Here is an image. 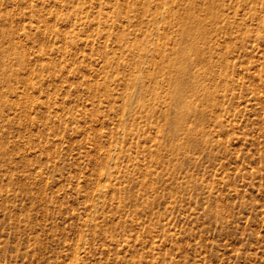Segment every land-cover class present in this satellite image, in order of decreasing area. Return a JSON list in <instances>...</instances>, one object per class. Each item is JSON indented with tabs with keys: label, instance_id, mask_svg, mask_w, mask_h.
Segmentation results:
<instances>
[{
	"label": "rangeland",
	"instance_id": "374dc122",
	"mask_svg": "<svg viewBox=\"0 0 264 264\" xmlns=\"http://www.w3.org/2000/svg\"><path fill=\"white\" fill-rule=\"evenodd\" d=\"M147 1L0 0V264H264V0H220L217 121L158 143L133 133Z\"/></svg>",
	"mask_w": 264,
	"mask_h": 264
},
{
	"label": "bare ground",
	"instance_id": "6f19581e",
	"mask_svg": "<svg viewBox=\"0 0 264 264\" xmlns=\"http://www.w3.org/2000/svg\"><path fill=\"white\" fill-rule=\"evenodd\" d=\"M155 1L156 0H148L147 2L149 5V3L152 4ZM166 2H168V9L163 21L164 34L162 33L161 36V38H163H160L161 41L156 44L153 50L155 57L152 62H150V69L146 70L145 73V78L148 80V84L143 87L145 97L140 98L138 102L139 113L137 117L140 118V123L144 121L146 124L145 127L138 126L137 121H135L133 127V133L137 138L153 143H158L161 138L167 136L177 137L180 133L183 134L186 140H190L191 137L192 139L197 138L200 130L195 128V124L198 126L203 123V120L211 111H214L213 116L216 117L217 121V112L219 114L224 101L223 97L225 94L222 92H227L231 84V75L228 71L230 69V60L226 55L228 48L223 49L222 41L224 40L215 37L216 30H221L226 34L229 33L228 25H218L219 17H221L219 15H221L222 11V9L220 10V0H166ZM142 8L143 10L141 9L139 11L138 16L146 10V8ZM121 11L122 9L119 10L118 16H121ZM51 23L52 22H50V24ZM64 24L66 23L64 22ZM158 24L160 23L158 22ZM61 29L63 30V28ZM64 33L66 34V32ZM115 37L118 40L121 39L122 33L118 32ZM222 38L224 39V37ZM145 41L146 38H142L137 43V48L139 50L144 49V45L146 44ZM239 68L241 69V67ZM131 93L133 94V92ZM122 110L126 109L123 108ZM146 127L150 129V132H147V134H145ZM201 131L203 132V129H201ZM205 137L206 136H204V138ZM172 149L174 150V146ZM95 151H97V149ZM95 153L96 152H94V154ZM95 156L93 159L96 161ZM109 158L111 157L109 156ZM140 158H142V156ZM101 179L103 180V178ZM98 192L99 191H97V193ZM73 261L75 262V260Z\"/></svg>",
	"mask_w": 264,
	"mask_h": 264
}]
</instances>
